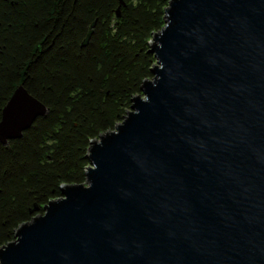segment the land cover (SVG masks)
Listing matches in <instances>:
<instances>
[{"label": "water", "instance_id": "water-1", "mask_svg": "<svg viewBox=\"0 0 264 264\" xmlns=\"http://www.w3.org/2000/svg\"><path fill=\"white\" fill-rule=\"evenodd\" d=\"M150 78L0 264H264V0H168ZM45 107L21 86L0 143Z\"/></svg>", "mask_w": 264, "mask_h": 264}, {"label": "trees", "instance_id": "trees-1", "mask_svg": "<svg viewBox=\"0 0 264 264\" xmlns=\"http://www.w3.org/2000/svg\"><path fill=\"white\" fill-rule=\"evenodd\" d=\"M168 0H0V111L21 86L45 107L0 143V245L63 183L84 182L89 141L150 78Z\"/></svg>", "mask_w": 264, "mask_h": 264}, {"label": "rangeland", "instance_id": "rangeland-1", "mask_svg": "<svg viewBox=\"0 0 264 264\" xmlns=\"http://www.w3.org/2000/svg\"><path fill=\"white\" fill-rule=\"evenodd\" d=\"M154 62V61H153Z\"/></svg>", "mask_w": 264, "mask_h": 264}]
</instances>
